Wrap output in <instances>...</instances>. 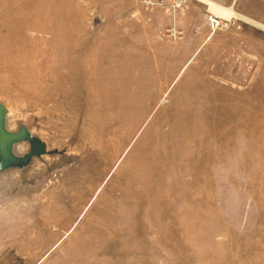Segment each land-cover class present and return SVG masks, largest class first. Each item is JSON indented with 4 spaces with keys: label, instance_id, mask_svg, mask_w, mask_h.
<instances>
[{
    "label": "rangeland",
    "instance_id": "1",
    "mask_svg": "<svg viewBox=\"0 0 264 264\" xmlns=\"http://www.w3.org/2000/svg\"><path fill=\"white\" fill-rule=\"evenodd\" d=\"M212 17L0 0L7 128L60 152L0 172V264H264V28Z\"/></svg>",
    "mask_w": 264,
    "mask_h": 264
},
{
    "label": "water",
    "instance_id": "2",
    "mask_svg": "<svg viewBox=\"0 0 264 264\" xmlns=\"http://www.w3.org/2000/svg\"><path fill=\"white\" fill-rule=\"evenodd\" d=\"M8 110L0 102V172L12 168L23 169L29 166L35 157L43 155H56L58 150L49 151L47 144L34 136L26 126H21L17 132H11L7 128ZM27 142L31 145L29 153L19 155L16 153L17 144Z\"/></svg>",
    "mask_w": 264,
    "mask_h": 264
},
{
    "label": "bare ground",
    "instance_id": "3",
    "mask_svg": "<svg viewBox=\"0 0 264 264\" xmlns=\"http://www.w3.org/2000/svg\"><path fill=\"white\" fill-rule=\"evenodd\" d=\"M200 1L203 3H206L209 6V9L212 11V13L215 14L217 17L224 18L226 20H230L234 17L237 19H242L246 22L250 21L253 25L260 27V28H264V25H262L256 21L250 20L249 18H247L246 16H244L242 14H239L232 7H226V6L220 5V4H218L212 0H200ZM83 57H85V59H83V63H81V62L79 63V66L82 69H84L83 74L88 75V76H94L97 73V71L95 69L96 68L95 63L97 60V55L95 53L91 52V53L84 54ZM9 131H11V130H9ZM17 131H14V132H17ZM11 132H13V131H11ZM23 143H27V142H23ZM21 144L22 143L17 144L16 150H15L17 154L19 152H21V149L23 147ZM30 149H31V145H30ZM115 154L118 155L119 153L116 152ZM109 166H111V164L107 166V169Z\"/></svg>",
    "mask_w": 264,
    "mask_h": 264
},
{
    "label": "crops",
    "instance_id": "4",
    "mask_svg": "<svg viewBox=\"0 0 264 264\" xmlns=\"http://www.w3.org/2000/svg\"><path fill=\"white\" fill-rule=\"evenodd\" d=\"M218 3L220 2V4H223V6L226 7H232L234 8V10L241 14L244 13L242 8V0H216ZM191 15H195L196 17H199L202 15L201 13V9L199 7H192L190 8V12ZM194 16V17H195Z\"/></svg>",
    "mask_w": 264,
    "mask_h": 264
},
{
    "label": "built area",
    "instance_id": "5",
    "mask_svg": "<svg viewBox=\"0 0 264 264\" xmlns=\"http://www.w3.org/2000/svg\"><path fill=\"white\" fill-rule=\"evenodd\" d=\"M216 18H217V17H212V18H211V22H212V24H214V25L217 26V25H218V21L216 20Z\"/></svg>",
    "mask_w": 264,
    "mask_h": 264
}]
</instances>
